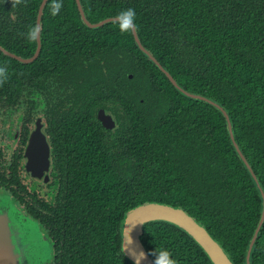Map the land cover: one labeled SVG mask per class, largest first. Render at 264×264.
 Masks as SVG:
<instances>
[{"label": "trees", "instance_id": "1", "mask_svg": "<svg viewBox=\"0 0 264 264\" xmlns=\"http://www.w3.org/2000/svg\"><path fill=\"white\" fill-rule=\"evenodd\" d=\"M41 2L15 7L27 20L17 31L37 23ZM50 3L41 19V52L19 66L17 76L31 69L38 78L48 66L73 77L82 72L91 77L86 87L110 88V99L123 108H115L120 124L114 131L90 122L74 129L85 110H75L69 99L60 125L62 147L75 151L67 163L69 200L54 207L46 202L44 213L33 211L24 196L19 200L49 227L52 264H133L122 252L121 222L126 211L147 201L184 207L236 264H245L262 199L231 142L226 117L178 90L133 33L121 35L112 22L87 26L75 0H62L52 16ZM82 7L92 23L134 8L143 45L177 83L229 111L235 138L264 185V0H82ZM22 33L12 40L17 54L32 56L37 42ZM0 62L19 64L4 55ZM142 240L154 260L155 249H166L177 264H213L169 222L147 223ZM252 257V264H264V225Z\"/></svg>", "mask_w": 264, "mask_h": 264}, {"label": "flooded vegetation", "instance_id": "2", "mask_svg": "<svg viewBox=\"0 0 264 264\" xmlns=\"http://www.w3.org/2000/svg\"><path fill=\"white\" fill-rule=\"evenodd\" d=\"M44 1L42 0L40 6ZM49 1L51 0L46 1L44 9ZM80 2L82 5V0ZM31 4H34V0H27L26 7ZM26 21L16 13L11 0H0V56L19 61V64L0 62L9 72V79L2 86L8 85L7 89L3 92L0 89V187L5 188L24 212L37 220L44 229L53 249V263L55 249L54 241L48 234L49 227L28 206L36 207L33 211L44 213L42 205L46 202L48 207H54L69 200L66 185L71 177L67 163L72 156L70 152L75 151L74 148L70 150L66 144L62 147L64 134L60 125L64 126L63 117L66 115L62 116L61 113L71 99V103L76 105L75 110H85L82 113L85 115L83 122H76L72 126L74 129L81 127L77 124L90 122L100 124L107 131H114L120 124L115 108H119V111L123 108L116 100L110 99V88L96 90L92 85L86 87L91 77H85L82 72L73 77L70 71L55 72V66H48L50 69L38 78L33 77L31 69L18 77L17 68L32 63L39 56L31 61L21 60L30 59L35 53L28 57L17 54V42L12 41L16 33H22L17 30L25 27ZM107 80L109 79H105L106 82ZM117 83L116 87H119ZM101 109L113 117L116 124L113 128L106 127L102 122L99 116ZM38 128L41 132H36L33 138ZM22 196L30 205L20 203Z\"/></svg>", "mask_w": 264, "mask_h": 264}, {"label": "water", "instance_id": "3", "mask_svg": "<svg viewBox=\"0 0 264 264\" xmlns=\"http://www.w3.org/2000/svg\"><path fill=\"white\" fill-rule=\"evenodd\" d=\"M46 1L47 0H45L39 8L37 23L40 25ZM77 3L83 20L87 26L91 28H98L112 21V17H108L98 22H90L85 15L80 0H77ZM133 34L140 50H142L144 54H146L155 64H157V66L168 76L170 81L178 88V90L189 97L198 98L213 104L226 117L228 130L231 136V142L244 166L248 169L262 199L261 218L252 238L250 239L245 256V264H252L253 252L255 250L258 237L261 234V229L264 225V185L258 175L255 173L250 161L243 153L239 143L235 138L233 121L229 111L219 102H216L201 94H195L185 90L180 84L177 83L172 74L160 63V61H158V59L153 56L149 49L143 45L137 30ZM40 48L41 38L38 40V47L34 56L30 59L21 60H34L39 55ZM99 116L106 127L113 128L116 125L113 117L109 114H106L103 109L100 110ZM36 132H41V130L38 128L34 132L33 138L37 134ZM44 145L47 147L46 143ZM46 155H48V153H46ZM154 221L169 222L183 229L203 249L213 264H236L221 242L210 233L204 224H202L186 209H184V207L158 201H147L130 208L128 211H126L121 222L122 252L124 256L133 264H154V259L150 255L142 240L145 225ZM23 226L24 224L20 223V221L18 224L16 221L11 220L9 213L6 210L0 209V264H32V256H29L27 250V237L25 236L26 230L23 228ZM141 254H143L142 258H140ZM37 258H40V256H37Z\"/></svg>", "mask_w": 264, "mask_h": 264}, {"label": "clouds", "instance_id": "4", "mask_svg": "<svg viewBox=\"0 0 264 264\" xmlns=\"http://www.w3.org/2000/svg\"><path fill=\"white\" fill-rule=\"evenodd\" d=\"M12 7L15 8L21 4L27 5V0H11ZM63 7L62 0H51L50 14L56 16L59 14L60 9ZM117 26L121 35L131 34L137 30L136 25V12L135 9L129 7L123 9L112 17L111 21ZM42 26L39 23L28 26L27 30L22 33L24 38L30 42H38L41 38ZM9 79V72L5 65H0V87H2ZM152 255L155 257L154 264H177V261L172 258L171 253L166 249H155ZM143 254H141V257Z\"/></svg>", "mask_w": 264, "mask_h": 264}, {"label": "rangeland", "instance_id": "5", "mask_svg": "<svg viewBox=\"0 0 264 264\" xmlns=\"http://www.w3.org/2000/svg\"><path fill=\"white\" fill-rule=\"evenodd\" d=\"M0 209L9 213L11 220L23 223L26 230V242L32 264H52L53 249L46 232L33 217L24 212L12 195L0 187ZM37 254V255H36ZM44 255V256H43ZM40 256V258H37Z\"/></svg>", "mask_w": 264, "mask_h": 264}]
</instances>
